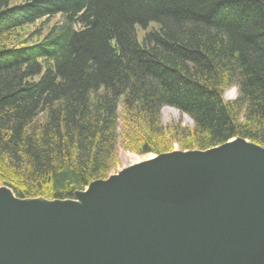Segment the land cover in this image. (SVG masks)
<instances>
[{"label": "trees", "instance_id": "obj_1", "mask_svg": "<svg viewBox=\"0 0 264 264\" xmlns=\"http://www.w3.org/2000/svg\"><path fill=\"white\" fill-rule=\"evenodd\" d=\"M233 138L264 147V0H0V186L17 197L73 198L119 147Z\"/></svg>", "mask_w": 264, "mask_h": 264}, {"label": "water", "instance_id": "obj_2", "mask_svg": "<svg viewBox=\"0 0 264 264\" xmlns=\"http://www.w3.org/2000/svg\"><path fill=\"white\" fill-rule=\"evenodd\" d=\"M0 264H264V147L160 153L70 199L0 186Z\"/></svg>", "mask_w": 264, "mask_h": 264}, {"label": "rangeland", "instance_id": "obj_3", "mask_svg": "<svg viewBox=\"0 0 264 264\" xmlns=\"http://www.w3.org/2000/svg\"><path fill=\"white\" fill-rule=\"evenodd\" d=\"M56 19L53 18L52 21H54ZM51 21V22H52ZM156 27V25L153 23V24H149L148 25V28L149 27ZM33 27H28V29H32ZM147 28V29H148ZM137 36L138 38L140 39L141 36L143 35V30H139L137 29ZM237 96V88L236 86L233 85V87H229L228 89L225 90L224 94H223V99L224 100H227V101H231V100H234L235 97ZM165 107H163L161 109V123L163 126L165 127H172L175 123H179L181 126L183 127H191V121L190 119L186 116V115H182V114H178V116H175L171 111H164ZM187 118V119H186ZM185 150H197V149H183L182 147H180L178 145V143L174 142L172 144V147H171V151H185ZM123 153L125 154H130V155H134V156H141V157H145L146 155H157L156 153H147V154H138L134 151H131V150H127V149H123L122 147H119L117 149V163L116 165L110 170V173L108 174V176L110 174H114L116 173L118 170H121L123 167H125L126 165V159L123 158ZM125 159V160H124ZM107 176V177H108Z\"/></svg>", "mask_w": 264, "mask_h": 264}, {"label": "bare ground", "instance_id": "obj_4", "mask_svg": "<svg viewBox=\"0 0 264 264\" xmlns=\"http://www.w3.org/2000/svg\"><path fill=\"white\" fill-rule=\"evenodd\" d=\"M164 111H171L175 116H178V114H179V112L177 110H175L174 108H171V107H165ZM185 151H190V150H185ZM122 156H123V158L126 159V160L124 159L126 161V165H125V167H126V166L133 165V164H136V163L141 162V161L151 159V158H153L154 155H146L145 157L144 156L141 157V156H134V155L123 153Z\"/></svg>", "mask_w": 264, "mask_h": 264}]
</instances>
